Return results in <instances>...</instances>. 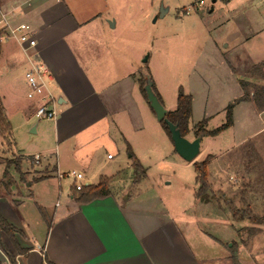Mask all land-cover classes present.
I'll use <instances>...</instances> for the list:
<instances>
[{
	"label": "crops",
	"instance_id": "crops-1",
	"mask_svg": "<svg viewBox=\"0 0 264 264\" xmlns=\"http://www.w3.org/2000/svg\"><path fill=\"white\" fill-rule=\"evenodd\" d=\"M24 1L27 0H0V9L10 11L17 7L16 10L21 11L17 12L12 21L26 19L35 30L37 46L31 52L34 53L32 58L42 61L49 68L50 75L46 82L56 98L57 116L53 120H43L40 136L32 141V145L38 146L35 151L19 147L20 142L17 140L25 129L32 133L34 124L33 133L38 134L40 123L27 125L32 117V107L28 102L22 105L17 132L13 133L10 125L9 157L0 154V215L21 231L22 235L15 234V240L21 248L28 251L19 254L6 240L14 262L0 249V264H201L207 260L206 251L199 246L200 242L202 244L203 240L206 241V232L200 233V241L192 240L194 235L191 231L180 226L184 225L183 220L179 218V221L178 214L173 215V211L166 210L157 195L146 199L140 190L133 189V184L114 185L115 179L120 177L121 165L114 162L113 156L107 157L110 154L106 155L103 163H96L98 155L106 152L112 145L117 154L127 153L126 144L132 142L134 137L143 136L145 122L155 129L162 128L154 125V121H157H153L155 116L143 95L131 96L130 90L134 87L137 76H130L128 68L124 70L122 67L120 75L109 86L108 90L111 92L105 101L102 98L105 90H101V93L96 89L95 80L98 76L93 75V40L86 39L88 36L93 37V26L90 25L93 15L90 18L84 17L83 13L76 15L65 0H28V6L23 4ZM210 9L213 11L212 7ZM18 14L22 17L17 18ZM77 33L80 34L79 37H76ZM255 34L258 38H264V24L251 30L246 39ZM1 43L0 63L4 62L6 68L4 77L0 78V89H5L0 90V100L4 116L9 122L7 111H11L9 105L12 107L10 98L14 89L12 72L19 64H22L25 71L28 59L19 46L16 53L4 52ZM212 48L216 63L214 66L209 64L205 69L202 78L204 95L198 98L195 94L188 93L191 96V115L185 135L190 140L194 139L196 125L202 121L203 128L207 131L218 128L225 122L226 108L231 105L230 126L215 135L199 136V152L204 143V159L210 156L207 167L216 159L217 152L220 155L228 146H241L264 133V108L259 109L253 99L256 92V101L264 104V58L263 62H240L239 68H236L235 64L230 63L228 54H232L237 46L226 52L227 57L216 46ZM21 80L26 92L24 77ZM241 81L249 83V98L241 99L244 91ZM153 84L165 109L172 111L175 104L168 98L166 106L161 88L155 80ZM215 115L220 116L217 126L211 125ZM162 133H159V138L165 143L167 138L172 144L167 134ZM209 140L221 144L222 149L206 153L207 148H210ZM4 144L7 142L0 136L2 151ZM136 151L140 158L139 150ZM36 154L41 157L38 163L32 161ZM13 158L20 159L18 169L14 165L6 168L5 159ZM121 160V163L132 167L133 183L145 176L142 165L141 173L135 171L129 155ZM250 161L246 158L236 163L237 171L242 177L232 179L233 182L245 185L244 178L248 180L247 183L250 181ZM5 168L11 176L8 190L5 186L7 179L3 177ZM71 172L75 176L69 175ZM65 177L72 182H68L69 188L63 200L54 202L52 219L46 223L43 233L34 235L27 232L15 205L30 201L35 207L34 203L39 202L35 196L28 197V186L32 182L50 180H57L59 184ZM101 179L108 180L107 196L88 202L75 201L78 195L76 185H96ZM245 189L244 187L241 191ZM195 191L193 189L191 193L198 204L203 207L213 204L212 206L220 209L223 198H214L212 203L209 201L204 204L198 201ZM62 192L59 185V194Z\"/></svg>",
	"mask_w": 264,
	"mask_h": 264
},
{
	"label": "rangeland",
	"instance_id": "rangeland-1",
	"mask_svg": "<svg viewBox=\"0 0 264 264\" xmlns=\"http://www.w3.org/2000/svg\"><path fill=\"white\" fill-rule=\"evenodd\" d=\"M194 2L195 0H65L76 15L83 13L86 18L93 15L90 23L93 26V37L88 36L86 39L93 40V75L98 76L95 80L96 89L101 93V90H105L102 93L105 101L111 92L108 88L120 75L122 67L124 70L128 68L130 76H137L134 87L130 90L131 96L138 97L141 94L139 79L144 78L145 82L148 75L161 88L166 106L168 98L176 106L178 89L185 94H195L198 98L204 95L202 78L205 69L209 64L214 66L216 63L213 59V46L224 54L237 46L232 54H228L230 63L235 64L236 68H239L240 62H263L264 38H258L256 34L249 39L246 36L251 30L264 24V0H215L213 3L212 0H202L201 6L194 5ZM161 4L167 10L159 16ZM211 7L213 11L208 12ZM19 17L22 16L18 14L17 18ZM16 21L28 23L26 19L19 18ZM110 21L114 23L113 27L110 26ZM75 35L80 36L78 33ZM1 42L4 52L18 51V44L14 40L3 39ZM5 68V63H0V78L4 77ZM12 75L14 89L10 103L13 108L9 105L11 111H7V116L15 133L22 105L28 102L31 108L33 101L26 97L22 84V64L15 67ZM0 90L5 89L3 87ZM31 110L32 117L27 125L36 121L40 123L38 134L28 133L25 129L20 134L23 137H17L19 147L23 146L27 151L37 150L38 146L32 145V141L38 139L44 125L43 120L33 117V109ZM219 117L215 115L211 125L217 126ZM157 123L154 121L156 127H162ZM144 125L146 128L143 136L134 137L129 142L132 153L146 172L137 183H133L130 164L127 166L121 163V159L127 158L128 153L117 154L112 145L106 152L98 155V164L106 161V155L110 154L114 157V162L121 165L120 177L113 184H133V189L140 190L146 199L157 195L166 210L173 211V215L178 214L177 218L183 220L184 225L180 226L191 231L194 235L192 240L200 241V233L206 232V241L203 240L202 244L200 242L199 246L206 251L208 257L201 264H232L233 260L238 264H264V133L241 146H228L220 155L217 151L222 149L221 144L209 140L210 148H207L206 153L217 152V156L207 167L209 189L204 194L207 199L199 197L198 201L212 203L214 198L217 200L221 197L223 199L218 209L213 204L203 207L191 193L198 188L194 163L203 161L205 144H202L200 152L192 161H185L174 152L167 138V144L159 138V133H165L162 128L157 130L147 122ZM189 125H192L191 122ZM8 145V142L3 145L1 155L7 156L10 153L11 146ZM136 149L139 150L140 158L135 153ZM246 158L251 160L250 181L247 183L248 180L244 178L245 185L236 184L232 179L242 177L237 171L236 163ZM69 181L72 182L65 177L59 184L57 180H50L32 182L28 186V197L35 196L39 202L32 201L35 207L30 201L15 205L27 232L34 235L43 233L46 223L52 219L54 202H60L66 196ZM59 185L63 191L60 194ZM244 187L246 189L241 191ZM235 210L248 211L254 219L244 218L242 222L234 220L232 216ZM7 242L9 244L8 240Z\"/></svg>",
	"mask_w": 264,
	"mask_h": 264
},
{
	"label": "trees",
	"instance_id": "trees-1",
	"mask_svg": "<svg viewBox=\"0 0 264 264\" xmlns=\"http://www.w3.org/2000/svg\"><path fill=\"white\" fill-rule=\"evenodd\" d=\"M1 35V31H0ZM1 43V42H0ZM143 85H144V78L139 79V90L141 94L143 95L144 99L146 100V95L143 90ZM241 86L243 88V97L241 99H246L249 98L250 95V90L248 88L249 83L246 81H241ZM152 89L154 93L157 95L158 99L161 101L159 94L157 93L154 84L152 86ZM256 92L253 94V99L255 101V104L259 109L262 107L264 108V104H259L256 101ZM147 102V100H146ZM162 102V101H161ZM148 103V102H147ZM191 115V96L189 94L183 93L181 89H178L177 91V97H176V107L173 111H167L165 117L167 120H169L171 123L176 124L177 128L179 129L180 133L182 136H185L188 132V120ZM232 119H231V105L227 106L226 108V115H225V122L219 126L218 128L212 130V131H207L203 128V121L197 123L196 125V130L194 131L195 136H201V135H215L217 134L220 130L227 128L228 126L231 125ZM163 130L167 134V136L170 139V134L167 129V126L163 121L160 122ZM11 134V128L9 122L6 120L2 105H1V100H0V136L2 137L3 140L7 141L10 138ZM7 139V140H6ZM9 143V141H7ZM126 151L129 155L130 158H132V164L134 166L135 171H143L142 166L139 163V161L135 158L134 154L131 151V148L129 144H126ZM33 158V157H32ZM30 158V159H32ZM210 160V156H207L203 161L194 163V168H195V173L196 177L195 180L198 183V188L195 191V195L199 198L206 199V190L209 187L208 180H207V164ZM20 159H5V166L6 168L9 167L10 165H14L16 169H18ZM4 170L3 172V177L7 179V182L5 183L6 190L9 188V183H10V178L11 176L9 175L8 171ZM9 192V191H8ZM77 197L75 199L76 202H88L90 200H93L95 198H101L104 196H107L109 194L108 190V180L107 179H101L96 185H90V186H82L79 190H77ZM204 195V197L202 196ZM233 219L234 220H243L244 218H248L253 220L254 217H252L249 212H239L237 210L234 211L233 213ZM254 223H258L256 221H253ZM22 235L21 231H19L17 228H15L13 225L8 223L1 215H0V249L2 252L7 256V258L11 261L14 262V256L11 253V250L6 242V240L9 241V243L12 245V247L15 249V251L19 254H24L28 251V249L21 248L19 244L15 240V234ZM232 264H238L236 261L233 260Z\"/></svg>",
	"mask_w": 264,
	"mask_h": 264
},
{
	"label": "built area",
	"instance_id": "built-area-1",
	"mask_svg": "<svg viewBox=\"0 0 264 264\" xmlns=\"http://www.w3.org/2000/svg\"><path fill=\"white\" fill-rule=\"evenodd\" d=\"M23 4L28 6L29 1H24ZM193 4L201 6L202 1L195 0ZM16 8L10 11H2L0 9V41L3 39L14 40L28 59V67L24 71V79L27 85L26 97L33 101L34 117L37 120H53L57 116V102L46 82L50 71L45 63L32 58L34 53L31 52L37 46L33 27L26 22L12 21L17 12L21 11L16 10ZM185 12L187 13L188 9ZM107 157H110V155ZM40 158V155L36 154L33 156L32 161L38 163ZM69 175L75 176V173L71 172ZM75 188L79 190L81 185H76Z\"/></svg>",
	"mask_w": 264,
	"mask_h": 264
},
{
	"label": "water",
	"instance_id": "water-1",
	"mask_svg": "<svg viewBox=\"0 0 264 264\" xmlns=\"http://www.w3.org/2000/svg\"><path fill=\"white\" fill-rule=\"evenodd\" d=\"M215 0H212V3ZM167 10L166 7H164L161 4L159 16H162L164 12ZM212 9H210V12ZM155 19V18H154ZM110 26L113 27L114 23L109 22ZM146 58H144L143 61H145ZM153 80L150 76L145 77V82L143 85V90L146 95V100L148 102V105L150 109L152 110L155 119L157 122L163 121L165 125L167 126V129L170 134V140L172 142L173 148L175 152L185 161H192L195 156L199 153V144H200V137L196 136L194 139L190 140L186 136H182L179 129L177 128L176 124L171 123L167 118L165 117L167 110L165 109L162 102L158 99L157 95L154 93L153 89ZM37 123V121L35 122ZM35 124L32 125L31 132H35Z\"/></svg>",
	"mask_w": 264,
	"mask_h": 264
}]
</instances>
